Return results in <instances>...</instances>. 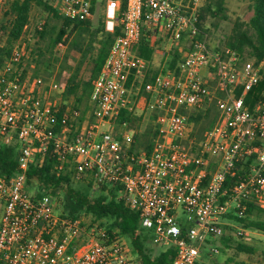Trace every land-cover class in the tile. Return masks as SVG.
I'll use <instances>...</instances> for the list:
<instances>
[{
  "label": "built area",
  "instance_id": "built-area-1",
  "mask_svg": "<svg viewBox=\"0 0 264 264\" xmlns=\"http://www.w3.org/2000/svg\"><path fill=\"white\" fill-rule=\"evenodd\" d=\"M41 1L64 19L99 12L104 30L119 33L83 114L66 107L57 119L66 81L24 75L21 38L0 65V146L17 151V170L0 176V264H138L125 238L98 221L85 224L84 214L64 216L55 196L28 189L29 167H41L48 153L73 184L116 188L151 244L174 251L171 264H197L208 242L226 235L227 213L247 202L264 207V103L252 110L244 103L264 60L208 45L198 27L205 0ZM141 37L164 51L154 75L153 59L136 53ZM141 102L151 112L149 149L132 148L135 130L112 129L122 110L136 115ZM210 106L215 120L196 140L189 118Z\"/></svg>",
  "mask_w": 264,
  "mask_h": 264
},
{
  "label": "trees",
  "instance_id": "trees-1",
  "mask_svg": "<svg viewBox=\"0 0 264 264\" xmlns=\"http://www.w3.org/2000/svg\"><path fill=\"white\" fill-rule=\"evenodd\" d=\"M244 1L249 3L252 16L246 24L235 22L224 46L235 50L242 58H253L258 63L264 60V0ZM225 5L226 0L204 1L198 23L201 34H203V22L206 18L218 16L225 18L223 14ZM33 7H39L50 14L58 24L44 21L34 26L35 46L31 48L32 45L26 42V49L29 53L24 60L23 74L31 72L33 77H45L44 74L50 76V63L58 62V58L55 57L58 43L67 45L69 51L78 54V60L72 71L68 68L66 74L62 72L64 76L61 78L66 81V88L61 96V102L56 105L59 111L57 119L61 117L66 107L79 109L83 114L84 110L81 106L84 102H88L92 81L98 76L113 39L119 33V28H115L112 33L105 31L103 17H96L98 12L92 11L91 15L84 20L64 19L55 13L50 2L11 0L7 3L0 19V65L9 57L13 45L28 27ZM45 41L46 44L42 47L41 44ZM155 51L154 44H151L145 37H141L136 45L137 55L147 61L153 59ZM178 57L177 52L170 56V68L175 66ZM83 65L91 67L87 76L80 73ZM244 103L250 110L258 103H264V75L246 94ZM212 109H214L213 106H210L205 111L190 116L189 124L192 130L190 135H193L196 140H199L212 126L216 117V112L213 117H209ZM205 119H210L209 123L201 131L195 132L192 128L195 129ZM140 120L141 117L122 110L115 124L121 125L126 122L127 127H133ZM137 130L138 127L135 128L132 136V148L136 149L135 143L141 139L142 147L149 149L151 139L154 137L150 127L143 133ZM16 158L17 151L14 145L0 146V176L8 178L17 170ZM55 163V159L48 153L41 167L33 165L29 167L26 185L30 191H35L37 196L45 192L55 196L59 201L61 213L68 218H76L84 214L90 217L91 222L98 221L99 225L104 227L109 234L116 232L117 235L127 239L137 257L138 264H171L174 257L172 249L157 248L154 256L149 253L151 250H147L146 243L151 242L150 233L141 227L138 213L125 206L122 200L117 198L116 188L101 185L97 192H92L87 184H74L73 186L67 174H60L56 171ZM227 182L230 184L236 182V177ZM226 218L241 224L245 229L264 232V207L257 206L253 202L245 203V209L242 212L234 210L227 213L224 216V219ZM221 238L229 239L224 236ZM238 249L250 251L249 248L243 246H238Z\"/></svg>",
  "mask_w": 264,
  "mask_h": 264
},
{
  "label": "rangeland",
  "instance_id": "rangeland-1",
  "mask_svg": "<svg viewBox=\"0 0 264 264\" xmlns=\"http://www.w3.org/2000/svg\"><path fill=\"white\" fill-rule=\"evenodd\" d=\"M10 1L11 0H0V19L6 9L7 3ZM224 9L225 10L223 14L225 18H223V16H218L216 18L208 17L203 22V35L205 36L207 43L211 48L225 47L224 45L227 41V37L230 35L235 22L238 21L246 24V22H248L249 18L252 16V10L250 9L249 3L244 0H226ZM97 16L102 15L98 12L96 14V17ZM44 21H49L51 24H58L55 19L51 18L50 14H47V12L43 11L39 7H33L30 13L29 25L22 33L21 41L25 44L26 42L29 43V45H32L31 48H33L35 46L34 44L36 37H34V26L43 23ZM45 44L46 41L43 42L41 46L43 47ZM163 52L164 51L162 48H158L155 51L153 64L151 65V70L149 73L150 75L156 73L157 65L161 63L164 57ZM55 55V57L58 58V62L53 61L50 63V76L47 74L44 75L45 77L58 79L64 76L63 73H67L68 68H71L70 71L73 70V68L76 66V61L78 60V54L69 51L68 46L64 45V48H61L55 52ZM90 68V66L83 65L80 73L86 74L87 76L90 72ZM70 101L72 102V99H70ZM84 104L86 105L85 107L83 106ZM87 106L88 102H84L81 106V109L86 111ZM135 109L134 112L136 115L134 116L141 117V120L138 123H135L133 127H127L126 125L124 128H121L119 125L115 124V121H113L112 129L114 132L119 133L121 131H128L129 129L135 130V128L137 129L138 127L137 131L139 133H143L148 127H150L152 134V129L150 126V110L144 107L143 102L139 103ZM214 115L215 111L212 109L209 117H213ZM209 121L210 119H205L200 122V124L197 125L195 129H192L195 132H199L209 123ZM142 144L143 141L140 139L137 143H135L137 146L136 148H141ZM60 196L61 195L59 194V197ZM83 219L85 224L90 222L89 216L85 215ZM220 223L227 231L224 237H228L229 239L217 238L211 241L209 245H206L202 249L201 257L197 264H264V232L254 229H245L241 226V224L227 218H223ZM125 241L129 244V246H131L127 239H125ZM146 246L147 250H151L149 253L152 256L156 255L158 247L153 246L151 242L146 243ZM238 246L249 248L250 251H241L238 249ZM211 248H215L216 251L211 252ZM132 255L135 256L133 249Z\"/></svg>",
  "mask_w": 264,
  "mask_h": 264
}]
</instances>
